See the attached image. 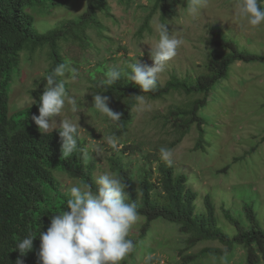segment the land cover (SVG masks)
I'll use <instances>...</instances> for the list:
<instances>
[{
	"label": "rangeland",
	"instance_id": "374dc122",
	"mask_svg": "<svg viewBox=\"0 0 264 264\" xmlns=\"http://www.w3.org/2000/svg\"><path fill=\"white\" fill-rule=\"evenodd\" d=\"M87 1L68 0L58 5L41 1L25 11L32 17L33 28L46 33L60 21L81 14ZM107 1L112 16L97 12L103 28L101 34L94 28L87 29L89 46L59 41L61 55L72 63L61 78L68 95L77 100L79 111L73 113L66 103L57 120L69 119L78 125V132L96 165L94 176L113 175L107 157L124 143L158 155L159 149L164 147L172 152L175 173L184 174L196 193V213L204 211L203 197L208 195L216 224L228 236H233L236 229L225 218L224 210L242 226L249 227L245 209L250 206L259 226L264 228V24L258 28L248 25L238 15L240 0H206L205 7L195 17L187 12L188 0L184 6L174 5L173 12L163 18L160 10H156L150 20V30L138 34L137 29L154 0ZM161 23L167 24L169 35L181 39L182 44L176 56L166 62L164 70L158 74L160 84L169 78L171 70L180 75L186 72L197 75L204 71L217 37L231 41L240 52L261 57L233 62L210 88L205 104L197 111L203 122V135L196 150L195 123L180 142L172 145L177 133L165 115L169 108L187 105L190 100L203 97V93L171 92L160 99L144 96L143 102L138 101L131 110L132 121L122 136L114 134L117 122L108 120L92 106L94 94L89 88V75H100L95 69L101 64L129 66L137 61L151 66L149 50L159 40ZM49 63L47 46L20 52L19 68L12 71L8 114L30 106L39 97L42 88L35 80L45 75ZM108 106L120 113L113 99H109ZM109 137L115 141L116 148L108 142ZM135 156L130 158L136 159ZM54 174L64 188L80 185L67 173L55 170ZM143 222L144 217L138 215L128 235V239L134 240V249L121 264H177L185 255H197L189 264L244 263L245 251L241 245L235 244L222 255H198L202 248H222L223 245L217 240L205 239L188 246L186 234L180 232L175 223L163 219L153 220L146 233L139 237ZM147 257L151 259L146 260Z\"/></svg>",
	"mask_w": 264,
	"mask_h": 264
},
{
	"label": "trees",
	"instance_id": "16d2710c",
	"mask_svg": "<svg viewBox=\"0 0 264 264\" xmlns=\"http://www.w3.org/2000/svg\"><path fill=\"white\" fill-rule=\"evenodd\" d=\"M50 1L53 5L68 0H0V264H15L20 255L16 244L29 233L37 236L33 241V250L22 257L24 264H37L40 231H46L51 217L67 210V200L71 198L70 189L64 188L55 170L67 173L79 184H91L96 190L94 164L85 146V140L78 134L77 147L69 155L61 152V139L58 132L50 130L40 133L33 114L38 115V103L46 84V77L53 73L57 65L66 68L72 63L66 61L60 53L59 41H71L80 47L89 46L87 29L94 28L101 34L103 25L98 18V11L105 16H112L107 0H88L84 11L75 18L64 19L55 28L39 33L32 26V17L26 8ZM188 0H154L145 15L137 32L141 34L150 30V20L156 10H160L162 18L173 12L176 4L186 5ZM264 7V5H261ZM204 65V71L197 75L187 72L183 75L175 70L170 71L169 78L154 91L143 93L138 85L128 80L127 65L101 64L95 71L100 75L90 74L89 88L95 95L103 94L113 99L122 113L117 122L114 134L122 136L132 121L131 110L137 104L136 95L151 99H160L171 92L186 95L203 93V97L194 98L182 107L169 108L165 118L177 136L172 145L180 142L195 123L198 131V149L202 142V119L197 111L206 102V95L215 82L222 78L229 65L235 61H251L261 58L257 55L245 54L237 50L231 41L217 37ZM47 46L49 66L45 75L35 80L40 86L41 94L27 107L8 114V98L13 69H18L20 52L34 51ZM225 49L221 52L219 49ZM264 58V57H262ZM121 71V78L111 86L103 83L104 73L109 69ZM61 81V77H57ZM79 133V132H78ZM136 159H131L132 155ZM108 168L127 184L129 193L127 203H135L138 215L144 217L139 237H142L155 219H163L175 223L178 230L186 234V243L193 246L205 239L217 240L222 246L202 248L200 254H225L235 244L244 248L243 264H264V228L260 227L251 209L246 207V216L250 226L244 227L231 214L224 210L225 218L234 225L236 232L228 236L217 226L214 207L210 197H203L204 211L195 212L196 193L188 183L184 174H176L174 163L170 166L160 159L157 153L143 152L133 144L113 151L107 157ZM137 164V165H136ZM134 243V240H132ZM197 255H185L177 264H189Z\"/></svg>",
	"mask_w": 264,
	"mask_h": 264
},
{
	"label": "clouds",
	"instance_id": "9594fccd",
	"mask_svg": "<svg viewBox=\"0 0 264 264\" xmlns=\"http://www.w3.org/2000/svg\"><path fill=\"white\" fill-rule=\"evenodd\" d=\"M206 0H190L187 8L189 15L195 17L205 7ZM264 0H240L238 15L248 25L258 28L264 24ZM167 24L158 25L159 40L150 48L151 66L141 65L137 61L130 64L128 80L138 85L141 92L154 91L157 87L158 74L166 62L177 54L182 44L181 39L169 35ZM66 66L57 65L53 73L47 75L46 84L38 103V115L33 114L40 133L47 134L56 130L61 139V152L67 156L77 147L78 125L69 119L57 120L66 103L71 111H79L78 102L68 95L64 81L57 77L65 75ZM103 83L111 86L121 78V71L115 68L104 73ZM73 79L76 78L73 70ZM92 106L112 122H119L122 113L113 111L109 106V97L103 94L92 95ZM139 102L144 97L136 95ZM59 121V122H58ZM113 148L117 145L109 137ZM160 159L169 166L172 164L170 149H159ZM96 190L91 184H81L70 188L71 198L67 200V210L51 217L46 231H40L37 264H121L133 251L134 243L128 239L129 232L137 222L138 211L135 203H127L128 187L118 176L103 174L95 179ZM37 236L29 233L16 244L19 252L15 264H24L22 257L33 250V241ZM147 257L146 260H150Z\"/></svg>",
	"mask_w": 264,
	"mask_h": 264
}]
</instances>
